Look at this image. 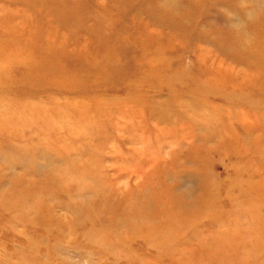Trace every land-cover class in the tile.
Masks as SVG:
<instances>
[{
	"label": "rangeland",
	"instance_id": "374dc122",
	"mask_svg": "<svg viewBox=\"0 0 264 264\" xmlns=\"http://www.w3.org/2000/svg\"><path fill=\"white\" fill-rule=\"evenodd\" d=\"M263 1L0 0V264H264Z\"/></svg>",
	"mask_w": 264,
	"mask_h": 264
},
{
	"label": "bare ground",
	"instance_id": "6f19581e",
	"mask_svg": "<svg viewBox=\"0 0 264 264\" xmlns=\"http://www.w3.org/2000/svg\"><path fill=\"white\" fill-rule=\"evenodd\" d=\"M262 4H264V1L262 2ZM253 10V9H252ZM262 17L264 18V12H262ZM263 34H264V30H263ZM239 42V43H238ZM237 43H235V47H234V51L236 52V56H238V57H240V60L242 61V62H250L251 63V61H252V59H260V57H258L259 55H258V52H259V54L260 55H262V51L261 50H259V49H257V47H255V45H249V44H245L243 41H238ZM252 44V43H251ZM260 61V60H259ZM263 61H261V63H262ZM261 63H259V64H261ZM259 64L257 65V66H259ZM262 64H264V63H262ZM255 71V70H254ZM256 77V78H255ZM254 79L255 80V82H249L248 80H251V79ZM143 80H144V77H143ZM204 81H205V79H203ZM223 80L225 81V77H223ZM138 81V80H137ZM200 81H202V80H200ZM199 81V82H200ZM217 81V80H216ZM246 82V81H248L249 83H246V85H252L251 87H252V89H253V92H263L264 93V73L263 74H260L259 76H252V77H244L243 79H242V82ZM139 82V81H138ZM198 83V82H197ZM142 84V83H141ZM200 84V83H199ZM198 84V85H199ZM202 86H203V84H202ZM202 86H200V87H202ZM236 88L238 87V86H235ZM198 88V87H197ZM204 88V87H203ZM207 88V87H206ZM215 88H216V86H215ZM235 88V89H236ZM240 88V87H239ZM199 89H202V88H199ZM209 89V88H208ZM217 89V88H216ZM216 89L214 90V91H216ZM211 90V92H213L212 90L213 89H210ZM218 90V89H217ZM258 90V91H257ZM222 92L221 93H223V90H221ZM210 92V93H211ZM203 93V92H202ZM209 93V94H210ZM218 94V93H217ZM238 94H241V93H238ZM248 94H249V92H248ZM224 95V94H223ZM222 95V96H223ZM237 95V94H236ZM244 95H245V93H244ZM204 96V95H203ZM218 96V95H217ZM219 96H221V95H219ZM226 96V95H225ZM229 96V95H228ZM238 96V95H237ZM227 97V96H226ZM230 97H232V96H230ZM236 100H237V97H235V96H233ZM247 97V96H246ZM222 98H224V97H222ZM228 98V97H227ZM240 97H238V99H239ZM244 98V97H243ZM243 98H241V99H243ZM232 99V98H231ZM229 100V99H228ZM188 101V100H187ZM225 101H227L226 99H225ZM248 102L251 104L252 103V101H251V99H249L248 100ZM225 103H227V102H225ZM248 103V104H249ZM253 103H254V101H253ZM252 103V104H253ZM247 104V105H248ZM249 104V105H250ZM202 106V105H201ZM207 106H211V105H207ZM231 106H233V105H231ZM233 115V114H232ZM36 132V131H35ZM37 133V132H36ZM38 134V133H37ZM240 147V146H239ZM73 150H75V148L73 149ZM77 151V150H76ZM70 152V151H69ZM68 152V153H69ZM67 153V152H66ZM76 153V152H75ZM72 165V164H71ZM75 167V166H74ZM86 168V167H85ZM86 170V169H85ZM69 171V170H68ZM87 171H89V170H87ZM86 171V172H87ZM82 174V173H81ZM81 174H79V175H81ZM89 175V174H88ZM88 175H86V176H88ZM83 176H85V175H83ZM58 183V182H57ZM15 191V190H14ZM27 191V190H26ZM73 192V191H72ZM67 194V193H66ZM30 195V194H29ZM65 195V194H64ZM13 198V197H12ZM27 198V197H26ZM39 198V197H38ZM67 198H68V196H67ZM22 199V198H21ZM25 199V198H24ZM19 200V199H18ZM41 200V199H40ZM4 201V200H3ZM10 201V200H9ZM2 203V202H1ZM7 203V202H6ZM9 203V202H8ZM178 203V202H177ZM2 204H4V203H2ZM6 206V205H5ZM4 207V206H3ZM20 208V207H19ZM91 208V207H90ZM77 209V208H76ZM26 210V209H25ZM24 210V211H25ZM30 213V212H29ZM25 214V213H24ZM24 214H22L20 217H22ZM150 214V213H149ZM13 215V214H12ZM26 216V215H25ZM143 218V217H142ZM151 219V218H150ZM15 220H16V218H15ZM132 220V219H131ZM172 221V220H171ZM150 222V221H149ZM144 225V224H143ZM123 226V225H122ZM166 226V225H165ZM170 226V225H169ZM117 226H115V228H116ZM140 227V226H139ZM139 227H138V229H139ZM167 227V226H166ZM170 228V227H169ZM89 229H90V227H89ZM94 229V228H93ZM98 229V228H97ZM167 229V228H166ZM89 231V230H88ZM91 231V230H90ZM154 231H156V230H154ZM163 231V230H162ZM98 232V231H97ZM170 232V231H169ZM174 232V231H173ZM93 233H95L94 231H93ZM131 233H132V231H131ZM146 233V232H145ZM144 233V234H145ZM165 232L163 231L162 232V236L164 237L165 236V234H164ZM168 233V232H167ZM166 233V234H167ZM91 235H92V233H90ZM97 234H99V233H97ZM115 234H116V232H115ZM169 234H171V233H169ZM183 234V233H182ZM147 235V234H146ZM99 235H96L94 238H96V237H98ZM151 237H149L150 239L152 238V234L150 235ZM156 236V235H155ZM154 236V237H155ZM86 238V237H85ZM103 238V237H102ZM168 238V237H167ZM89 239V238H88ZM165 239V238H164ZM169 239V238H168ZM95 240V239H94ZM101 240V239H100ZM108 240V239H107ZM150 241V240H149ZM148 241V242H149ZM156 241V240H155ZM108 242V241H107ZM110 242H113V241H110ZM169 242V241H168ZM171 242V241H170ZM102 243V242H101ZM148 244V243H147ZM153 244H155L154 242L152 243V245ZM168 244V243H167ZM171 244V243H170ZM149 245H151V244H149ZM97 247V246H96ZM103 247V246H102ZM106 247V246H105ZM106 248H108V247H106ZM109 248H110V245H109ZM156 249V248H155ZM103 253V252H102ZM106 253V252H105Z\"/></svg>",
	"mask_w": 264,
	"mask_h": 264
}]
</instances>
